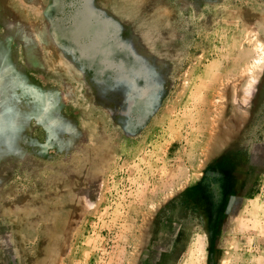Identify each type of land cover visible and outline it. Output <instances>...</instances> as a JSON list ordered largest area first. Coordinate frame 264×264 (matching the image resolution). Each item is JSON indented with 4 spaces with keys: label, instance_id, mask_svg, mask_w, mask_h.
Masks as SVG:
<instances>
[{
    "label": "rangeland",
    "instance_id": "1",
    "mask_svg": "<svg viewBox=\"0 0 264 264\" xmlns=\"http://www.w3.org/2000/svg\"><path fill=\"white\" fill-rule=\"evenodd\" d=\"M0 264H264V0H0Z\"/></svg>",
    "mask_w": 264,
    "mask_h": 264
}]
</instances>
